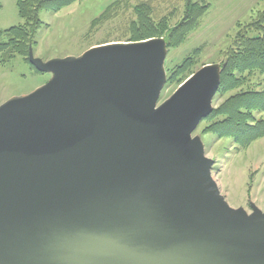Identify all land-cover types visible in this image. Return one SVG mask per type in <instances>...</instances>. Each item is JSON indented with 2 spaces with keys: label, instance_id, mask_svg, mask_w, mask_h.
<instances>
[{
  "label": "water",
  "instance_id": "95a60500",
  "mask_svg": "<svg viewBox=\"0 0 264 264\" xmlns=\"http://www.w3.org/2000/svg\"><path fill=\"white\" fill-rule=\"evenodd\" d=\"M163 38L31 64L0 104V264H264V211L231 207L202 141L220 70L162 103Z\"/></svg>",
  "mask_w": 264,
  "mask_h": 264
},
{
  "label": "rangeland",
  "instance_id": "374dc122",
  "mask_svg": "<svg viewBox=\"0 0 264 264\" xmlns=\"http://www.w3.org/2000/svg\"><path fill=\"white\" fill-rule=\"evenodd\" d=\"M204 1L209 5L208 9L182 40L172 37L171 31L185 20L190 7L200 3L198 0H75L55 12L40 11L42 25L36 31L27 54H15L6 60L0 56V104L11 97L26 95L52 78V74L41 72L31 64L29 50L34 57L46 62L55 58L78 57L92 47L107 43L151 38H163L166 43V80L159 104L205 65L213 64L219 68L221 83L223 60L236 33L264 9V0ZM145 3L149 19L144 24L135 10ZM21 23L23 19L18 13L16 0H0V30ZM159 24L164 27L159 36L132 39L136 31L143 30L141 26L150 25L153 28L150 30H155ZM189 57L186 77L168 83L169 72ZM241 77L244 78L242 85L223 95L218 93L219 84L212 100V110L236 91L264 87V73L255 70L245 72ZM207 116L200 121L192 136L200 138L206 156L214 160L211 174L221 194L231 207H241L251 213L254 205L264 211V136L238 148L230 135H218L207 128L212 122L207 120ZM256 117L264 119V111L256 112Z\"/></svg>",
  "mask_w": 264,
  "mask_h": 264
},
{
  "label": "trees",
  "instance_id": "16d2710c",
  "mask_svg": "<svg viewBox=\"0 0 264 264\" xmlns=\"http://www.w3.org/2000/svg\"><path fill=\"white\" fill-rule=\"evenodd\" d=\"M75 0H16L18 13L23 23L0 30V56L2 59H10L15 54H27L28 47L33 44L36 31L42 25L39 13L42 10L55 12L71 4ZM194 7L186 12L184 21L177 24L172 32V37L177 36L182 40L186 34L196 26L199 17L208 9L204 0H198ZM147 3L136 7L139 20L144 24L149 19ZM142 31H136L133 40H143L153 36H159L163 30V24L158 29L150 28V25L141 26ZM189 57L173 72H169L167 82L184 79L185 72L190 63ZM258 71L264 73V9L259 10L252 21L236 33L232 47L227 51L223 60L221 71V83L219 94H225L239 88L245 72ZM180 79V80H181ZM178 80V81H180ZM176 81V82H178ZM264 111V87L236 91L206 117L212 120L207 127L218 135H230L238 148L248 146L252 141L264 136V119L257 118L256 112Z\"/></svg>",
  "mask_w": 264,
  "mask_h": 264
}]
</instances>
